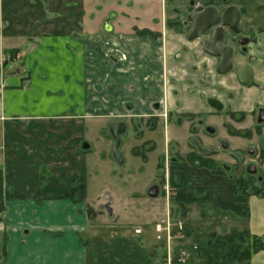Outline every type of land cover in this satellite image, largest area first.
I'll return each instance as SVG.
<instances>
[{"label": "crops", "instance_id": "crops-1", "mask_svg": "<svg viewBox=\"0 0 264 264\" xmlns=\"http://www.w3.org/2000/svg\"><path fill=\"white\" fill-rule=\"evenodd\" d=\"M79 1L0 0V264H169L166 238L153 235L152 218L164 210L155 173L146 194L133 195L141 202L115 200L112 206L110 199L107 221L101 212L107 201L89 200L82 173L89 147L77 126L86 119L88 132L94 127L90 119L109 126L129 117L137 127L142 119L143 136L151 140L153 151L156 140L151 134L162 123V143L172 142L176 154L185 137L196 134L189 123L214 110L208 102L213 98L225 108L228 121L236 114L239 128H256L264 137V0H228L240 9L238 38L247 41L230 43L233 67L225 73L216 70L219 58L206 54L197 40H188V31L176 26L183 19L171 15L177 0H164L160 10L161 0H154L156 11L146 13L134 10L139 0H125L123 7L118 0H106L111 5L99 15L90 9V0H81L82 9L75 10ZM91 2H98L96 9L101 4ZM127 12L144 23L128 24L126 16L133 20ZM95 17L101 24L91 21ZM162 17L175 22H162L155 34L152 26ZM16 66L21 69L15 71ZM244 67L251 71L247 84L237 76ZM161 111L167 112V123L175 118L178 122L171 132ZM51 119L76 123L30 125ZM226 124L234 138V127ZM184 125L186 134L180 128ZM140 134L136 137L143 141ZM134 146L126 150L137 155ZM186 153L191 163L180 166L174 160L162 173V184H184L181 196L203 191L199 195L204 199L195 198L199 201L184 211L186 233L197 236L205 225L193 227L191 221L209 218L211 230L247 231L251 238H264V197L242 192L218 172L211 173L209 157L203 161L191 150ZM159 164L164 168V162ZM178 170H184V182ZM211 176H219L214 188L203 184ZM76 184L81 186L74 190ZM153 186L157 192L150 195ZM106 226L115 228L120 238H99L97 231ZM128 228L137 238H124ZM249 262L264 264V248L252 251Z\"/></svg>", "mask_w": 264, "mask_h": 264}, {"label": "rangeland", "instance_id": "rangeland-1", "mask_svg": "<svg viewBox=\"0 0 264 264\" xmlns=\"http://www.w3.org/2000/svg\"><path fill=\"white\" fill-rule=\"evenodd\" d=\"M80 1L74 4V9L77 11H80L82 9ZM91 1L92 0H90V9L96 10L95 12L97 15L104 12L105 6L111 5L106 0H98L99 2H101V4L96 9L94 5H97L98 2H96V4H93V2ZM116 1L117 0H115V2ZM135 1L136 0H134L133 2ZM135 3H137V6L134 7L136 13H146L150 10L152 12H155L157 9L155 5L156 2H154V0H144L143 2L139 0ZM138 3H141L142 5L140 6ZM158 3L159 10L161 8L163 9L165 5L164 0H161V2L159 1ZM48 5H46L47 8L49 7ZM117 5H122L123 7L125 5V0H118ZM183 10L184 12L181 13ZM174 11L175 12H173L171 15H176L177 18H181L184 17L185 12L189 10H185L181 7L179 8V5L177 4ZM126 15H131L133 20L130 21L131 19L129 18V16H126V18H128V21L130 22L128 24H132L133 26H140L144 23L143 20H136L137 18H133V13L127 12ZM92 20L98 25L102 22V19L97 17H95L94 19L92 18L91 21ZM159 20L161 21H159L160 23H154L152 26V29L155 30V34L157 32V29H162V22H164L166 25H168V23L170 22L169 19L163 20V17ZM176 26H179V28H181L180 30L184 32H187L190 28L189 24H187L186 26ZM102 27L103 26H101L100 28L102 29ZM13 69L17 71L20 70L21 67L16 66ZM24 73H27L25 69ZM162 114L163 112L161 111V117H163ZM112 118L115 117L113 116ZM123 118L125 124L127 125L125 131L120 134V143L118 146V150L121 155H126V159H123V161L120 163L117 162L112 155V146L114 144V139L110 134L107 121H104V123L101 124L100 120L98 119H90L89 122L91 124L94 123V127H90V130L88 132L85 130L86 126L88 125L85 123L86 119H84V125H79V127L77 126V129H79V131H83L85 135L84 139L89 147V149H87L86 151L87 154L84 155L85 164L83 165H85V167L82 169V173L85 174L87 178H85V180H87L89 200L91 204H98L97 202H100V204H104V202L106 201L110 204V199L112 206L115 205L116 201L130 202L134 199L137 202H141L142 200H140V198L135 199L133 195H136L137 193L139 194L138 196L146 194L149 189L147 187L148 183L150 182L149 180L152 179V174L155 173L153 181H155V183L157 182L161 190L163 191V193L161 194L162 198L159 199V203L161 202L164 205V210H160L159 214L152 218L154 222L153 235L155 238H157V240L165 238L164 231H156L155 226L156 224L164 225L165 219L168 218L170 222V230L172 232V238L169 244L170 264H180L175 259L180 247H185L188 251V257L184 264H203V261L205 260L204 254L208 251H210L211 253L215 250L220 254L221 257L222 253L227 252V245L222 244L221 241H217V238L228 235L229 233L234 234L232 235V237L237 238V236L240 234L239 232H241L242 234L243 231L229 230L224 233H220L210 229L211 225L213 224L211 223V220L209 218H204L201 221L197 222V224L195 222V219H193V221L195 222L194 223L193 221H191V225L193 227L199 228L204 225L205 226L202 227V229L197 230L198 235L192 238L191 232L190 234H187L184 229V224H186L188 220L187 213H185L184 211L190 202H193L194 200L200 198L204 199L203 196L201 197L199 195L203 193V191H199L195 195L186 194L187 198L190 197V202L181 204L177 200V198L182 195L180 192L184 191V184H162L164 182L162 175L163 169L165 172V166L167 167L169 164L172 166V161L174 160L176 161L175 164L180 166H186L187 164L191 163L189 158H192L186 153L190 152L191 150L192 154H195L196 156L201 155L203 161L206 160L207 157L210 158V160L208 159L210 163V167L208 169H210V171L212 170L211 173L218 172L215 175L219 174V176H222L226 181L235 183V187L242 192L248 191L252 194L264 196V179L263 181H257L256 179L260 177L264 178V137L262 136V134L258 133L256 128H253L252 130L239 128L240 126H242V124H238L240 118L237 119L236 114L233 120L228 121V114L225 112V108H214L211 113L198 115L194 120H192V122L189 123L190 128H194V130L191 129V132L196 134L192 137H185V139L183 138L184 141L182 145L178 147V152L174 154V150L176 148L174 147L172 142L169 143L168 146L167 144L164 145L162 143L164 137V127L162 123L158 126V128H156L154 133L151 134L154 140H156L155 150L152 151L153 148L149 149V147H151V140L146 139V135L143 136V133H145V125L143 124L142 119L140 120V123H138L139 125L137 124V127H135L131 118ZM120 119H122V117H120ZM28 122L29 121H26L24 123L27 124ZM45 122H50L52 125H56L58 123L64 125L76 123L75 120L57 121L51 119L50 121L44 122L40 120H33L30 125H36L39 123L43 125L47 124ZM81 122L82 120H79V124H81ZM226 123H228L230 127H234V138L231 137ZM176 124H178L176 118L174 121H171L169 123L166 122L169 132H171L172 128L177 126ZM142 126L144 128H142ZM186 127L188 126H180V128L182 129L181 131L185 134ZM237 127L238 129H236ZM81 128L84 129L82 130ZM208 128H211L212 131H209ZM137 130H139L140 133H142V131L144 132L140 134L139 131L137 132ZM138 133L142 135L141 137L143 141H140L141 139L136 137V135H139ZM42 134H44V131H42ZM242 135H244L245 137ZM5 141L8 142L10 140L6 139ZM223 142L227 143L226 148L222 147ZM135 144L137 145L134 146ZM16 145L20 147L21 143H17L16 141ZM132 146H134V149L138 152L137 155H133L130 153L133 151L126 150L127 148L130 149ZM188 148L190 150L187 151ZM250 151H253L254 154H250ZM163 153L164 157H162ZM237 153L241 155L240 158L236 157ZM71 159L73 158L68 157L66 161L71 162ZM160 159H162L163 161H161ZM144 161L147 162L144 163ZM159 162H164V168H161L162 164L160 166ZM223 163L230 164L232 168V170L228 172V175L221 169ZM251 164L255 167L254 174L247 172V168ZM175 170H177V168H171V171ZM178 172L177 174L179 178L181 176H184V170H178ZM172 174L174 175V173ZM178 176L176 177L178 178ZM219 176H211L207 179L204 178L203 184L207 187L214 188L217 183L216 179L219 178ZM242 176H244L245 179H241V181L239 182H246L248 183L249 187L246 186L245 188H241L239 187V184H237L236 181ZM184 180L186 179L183 177L180 178V181L184 182ZM162 185L165 186L164 189ZM257 191H259V193ZM141 193L142 195H140ZM97 196H100L99 200L96 199ZM197 201L199 200H196L195 202ZM101 212L105 214L108 221L109 215L106 208L105 212ZM207 216H209V214ZM107 221L106 224L108 223ZM178 224H181L182 227V229L180 230L182 236L180 237L177 235ZM97 234L99 238H120L118 231L115 228L109 226H106L104 229H99L97 231ZM125 235L126 236L124 238H137L138 236V234L134 233L133 228H128ZM189 236L191 238H189ZM234 243L238 244L236 240H234ZM245 246L246 244L242 243V247ZM208 255L210 256V254ZM109 261L110 259H106L107 263H109ZM227 262L230 264H244V262L242 261L229 262L227 260Z\"/></svg>", "mask_w": 264, "mask_h": 264}, {"label": "water", "instance_id": "water-1", "mask_svg": "<svg viewBox=\"0 0 264 264\" xmlns=\"http://www.w3.org/2000/svg\"><path fill=\"white\" fill-rule=\"evenodd\" d=\"M240 17L241 12L238 6L227 4L226 0H221L220 6H197L195 10L187 15V20L191 23V30L187 34L188 40H197L206 54L219 58V63L216 67L219 73H225L233 67L231 61L233 47L230 43L242 44L247 41L245 38H238L242 30ZM237 76L241 84H247L250 81L251 71L248 67L240 68L237 71ZM208 102L216 109L221 108L220 102L216 99L210 98ZM108 128L114 139L112 155L120 163L123 158L118 146L120 134L125 131L126 124L122 121L113 120L109 123ZM222 147L226 148L225 142L222 143ZM247 171L255 173V167L251 164ZM156 192V186L151 187L149 190L150 195H155ZM104 208H106L110 216L112 214L110 204L107 203Z\"/></svg>", "mask_w": 264, "mask_h": 264}, {"label": "trees", "instance_id": "trees-1", "mask_svg": "<svg viewBox=\"0 0 264 264\" xmlns=\"http://www.w3.org/2000/svg\"><path fill=\"white\" fill-rule=\"evenodd\" d=\"M264 178H262L263 181ZM241 180H237V184H239V187L245 188L248 186V183L239 182ZM243 181V180H242ZM81 185L74 186V190H76ZM77 187V188H76ZM249 187V186H248ZM256 191V190H255ZM259 193V191H257ZM262 196V195H261ZM264 197V196H263ZM177 200L183 204L185 202H190V197H178ZM237 236V238L232 237L234 234H228L224 235L223 237L217 238V241H221L222 244L227 245V252L222 253L221 257L218 252L215 250L212 251L211 254L210 251L204 254L205 260L203 261V264H230L227 262L231 261H242L244 264H250L249 259L252 251H257L261 248H264V238H260L257 236L250 237L249 233L247 231H243V236L241 232ZM234 240L238 242V244L234 243ZM242 243H245L246 246L242 247ZM210 254V256L208 255Z\"/></svg>", "mask_w": 264, "mask_h": 264}, {"label": "flooded vegetation", "instance_id": "flooded-vegetation-1", "mask_svg": "<svg viewBox=\"0 0 264 264\" xmlns=\"http://www.w3.org/2000/svg\"><path fill=\"white\" fill-rule=\"evenodd\" d=\"M220 1L221 0H208V1H203V0H177L179 7L184 8L185 10H189V11L185 12L183 19H181V21L178 24L181 26L182 25L186 26L187 24H189V27H190L188 30V33H189V31L191 30V23L187 20V15L191 12V10L192 11L195 10V7H197V6H207V5L220 6ZM192 2H193V4H191ZM226 2H227V4H229L228 0H226ZM162 115H163L164 121L166 122L167 112L164 111V113ZM250 154H254L253 151H250ZM236 157L240 158L241 155L239 153H237ZM221 168H222V170H224L227 173L232 170L230 164H224L223 163ZM241 179H245L244 176L240 177L238 180H241ZM256 179H257V181H262V177L256 178Z\"/></svg>", "mask_w": 264, "mask_h": 264}, {"label": "built area", "instance_id": "built-area-1", "mask_svg": "<svg viewBox=\"0 0 264 264\" xmlns=\"http://www.w3.org/2000/svg\"><path fill=\"white\" fill-rule=\"evenodd\" d=\"M165 224H156V231H164L166 242H167V247L169 248L170 240L172 238V232L170 230V222L167 219H165ZM177 235L180 237L182 236L180 233V230L182 229L181 224L177 225ZM188 257V251L185 247H180L178 250V253L175 257L176 261L180 264H184L187 260ZM167 262L170 264V257L169 254L167 255Z\"/></svg>", "mask_w": 264, "mask_h": 264}]
</instances>
